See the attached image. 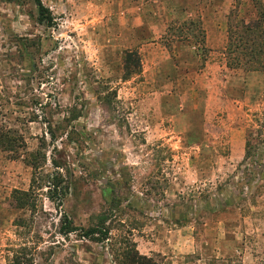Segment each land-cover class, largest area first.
<instances>
[{"label":"rangeland","instance_id":"1","mask_svg":"<svg viewBox=\"0 0 264 264\" xmlns=\"http://www.w3.org/2000/svg\"><path fill=\"white\" fill-rule=\"evenodd\" d=\"M40 1L0 0V264H264V0Z\"/></svg>","mask_w":264,"mask_h":264},{"label":"trees","instance_id":"2","mask_svg":"<svg viewBox=\"0 0 264 264\" xmlns=\"http://www.w3.org/2000/svg\"><path fill=\"white\" fill-rule=\"evenodd\" d=\"M35 2V5H36V8H37V20L40 24H44L48 27H51L52 24H54L53 22V17L51 16V13L50 11L48 10V8H46L43 3L40 1V0H34ZM189 25L191 26L192 25V22L189 23ZM184 26V29H178L177 31H174V35H178V36H181L183 34V32H188L187 28H185V23H183ZM53 137V135H52ZM249 147V146H248ZM246 156H247V153H246ZM55 167H58V166H55ZM57 182H58V179L55 178L53 184H50L53 186V190L55 191L57 189ZM48 190L51 191L52 188L50 186H48ZM96 234H99L101 235L102 237H106L107 236V232L102 230V229H99V228H94V229H89L87 232H86V236H94ZM12 264H20L18 263V260L17 258L16 259H12Z\"/></svg>","mask_w":264,"mask_h":264},{"label":"crops","instance_id":"3","mask_svg":"<svg viewBox=\"0 0 264 264\" xmlns=\"http://www.w3.org/2000/svg\"><path fill=\"white\" fill-rule=\"evenodd\" d=\"M206 33H208V31Z\"/></svg>","mask_w":264,"mask_h":264}]
</instances>
